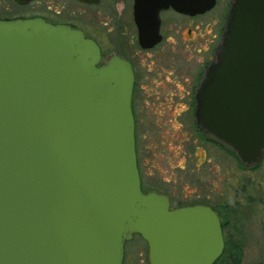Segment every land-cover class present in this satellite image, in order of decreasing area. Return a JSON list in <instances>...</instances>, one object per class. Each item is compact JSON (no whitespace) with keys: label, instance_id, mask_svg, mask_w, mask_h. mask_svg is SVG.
<instances>
[{"label":"water","instance_id":"95a60500","mask_svg":"<svg viewBox=\"0 0 264 264\" xmlns=\"http://www.w3.org/2000/svg\"><path fill=\"white\" fill-rule=\"evenodd\" d=\"M25 6L34 0H12ZM96 4L99 0H76ZM189 17L214 0H164ZM142 30L141 20H136ZM159 41L139 34L143 48ZM81 31L0 20V264H122L134 235L148 264H214L217 216L169 210L140 188L134 76ZM194 118L247 167L264 153V0H234L195 96Z\"/></svg>","mask_w":264,"mask_h":264},{"label":"flooded vegetation","instance_id":"af4514ba","mask_svg":"<svg viewBox=\"0 0 264 264\" xmlns=\"http://www.w3.org/2000/svg\"><path fill=\"white\" fill-rule=\"evenodd\" d=\"M70 1L84 8H96L105 3L104 12L109 11L114 17L110 16L109 21L102 23L103 27H107L105 30L79 20H76L74 24L60 22L46 16L19 19H41L53 26H67L81 31L99 48L100 62L97 67L105 64L113 55L119 56L130 64L134 76L131 110L134 119L135 154L141 191L144 194L155 193L166 197L171 211L193 206L209 208L215 213L220 224L223 241L220 257H222L230 250L232 236L227 231L229 227L227 221L231 217L232 209L221 200L223 190L219 182V166L216 163L212 169H207L208 172L211 171L213 180L210 183L207 181L208 190L205 189L202 194L204 203H191L190 196L193 193H188V144H195L196 141L193 140V133L188 134V130L192 128L191 131L197 134V139L199 138L201 142L210 143L217 149L234 154L228 147L209 136L194 118L196 91L203 78L204 70L213 59L218 43L221 41L229 8L234 0H214L213 9L195 17H189L187 14L176 12L171 7H165L164 0H99L96 4ZM213 11L216 12L214 17L203 29L199 31L198 27L191 26L194 20L207 16ZM53 13L58 15L55 11ZM136 20H141L144 33L148 35L156 33L159 39L156 44L148 48L140 45L139 34L142 30ZM206 29L208 34H204ZM211 32L212 35H210ZM118 34L122 37L120 42L114 40ZM208 36L210 39L205 38ZM188 37L193 39L188 41ZM196 40H202L203 47L193 48V51L195 50L197 54H205L207 61L199 79L198 75L195 77L194 89L189 93L188 42H197ZM114 48L119 52L115 53ZM104 49H109L111 53H104ZM155 53L163 54L159 58L167 56L168 65L157 60L153 56ZM183 58L186 63L182 61ZM140 76L141 78L138 79ZM202 152L203 162L199 165L195 163L196 171L202 164L210 163L207 151L203 149ZM236 159L238 160L237 157ZM239 163L245 169L254 168L247 167L240 161ZM192 172L191 169L190 173ZM213 198L216 199V204L210 203Z\"/></svg>","mask_w":264,"mask_h":264},{"label":"rangeland","instance_id":"374dc122","mask_svg":"<svg viewBox=\"0 0 264 264\" xmlns=\"http://www.w3.org/2000/svg\"><path fill=\"white\" fill-rule=\"evenodd\" d=\"M105 6L106 4L102 3L96 8H84L77 6L70 0H34L26 6H18L12 0H0V20L46 16L64 23H74L79 20L105 30L107 27H103L102 23L114 17L113 14L111 16L109 11L104 12ZM54 11L58 13L57 16L54 15ZM215 13L213 11L207 16L194 20L191 26L198 27L200 31L210 23ZM205 33L208 34L207 29ZM212 34L211 32L210 35ZM205 38L210 39V36ZM121 39V35L118 34V37L115 36L114 40L120 42ZM191 39L193 37H188V41ZM196 41L193 43L188 42L189 93L194 89L195 77L198 75L199 79L204 70L203 66L207 61L205 54H197L195 50L193 51V48L200 49L201 46L203 47L202 40ZM217 41L218 39L216 44ZM114 51L115 53L119 52L116 48H114ZM104 53L109 54L111 51L104 49ZM153 56L168 65L169 58L167 56L159 58L163 56L162 53H155ZM185 58L187 59V54ZM182 61L184 62V58ZM140 78L141 76L138 79ZM191 129L188 130V134L193 133V140L196 141L195 144H188V193H193L190 196L191 203H204L202 194L205 189L208 190L207 181L210 183L213 180L211 171L208 172L207 169L210 170L212 166L217 164L220 172L219 182L223 190L221 200L232 209L231 217L227 221L229 226L227 231L232 236L230 239L231 244H229L230 250L223 254L219 264H264V153L258 165L253 166L254 168L251 169H245L234 154L227 150L217 149L210 143L201 142L198 140L199 138L197 139V134ZM203 149L207 151L210 163L209 165L202 164L196 171L195 163L199 165L203 162ZM191 169L192 173H190ZM216 202L215 198L210 200V203L216 204ZM122 264H148L147 245L139 236L135 235L129 242L125 243Z\"/></svg>","mask_w":264,"mask_h":264},{"label":"trees","instance_id":"16d2710c","mask_svg":"<svg viewBox=\"0 0 264 264\" xmlns=\"http://www.w3.org/2000/svg\"><path fill=\"white\" fill-rule=\"evenodd\" d=\"M222 258H223V256L220 257L214 264H219V262H221Z\"/></svg>","mask_w":264,"mask_h":264}]
</instances>
